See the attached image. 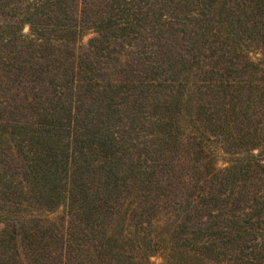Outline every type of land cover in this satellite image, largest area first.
Wrapping results in <instances>:
<instances>
[{"label": "trees", "instance_id": "16d2710c", "mask_svg": "<svg viewBox=\"0 0 264 264\" xmlns=\"http://www.w3.org/2000/svg\"><path fill=\"white\" fill-rule=\"evenodd\" d=\"M156 256L264 264V0H0V264Z\"/></svg>", "mask_w": 264, "mask_h": 264}, {"label": "rangeland", "instance_id": "374dc122", "mask_svg": "<svg viewBox=\"0 0 264 264\" xmlns=\"http://www.w3.org/2000/svg\"><path fill=\"white\" fill-rule=\"evenodd\" d=\"M92 37V33H86L83 37H82V40H81V44L84 45L86 44V42ZM216 156V163H217V167L220 168V167H223L224 166V155L218 151V153L215 155ZM50 218H53L55 217V215H49ZM152 262L154 264H161L162 262V259L160 256H156L154 258L151 259Z\"/></svg>", "mask_w": 264, "mask_h": 264}]
</instances>
